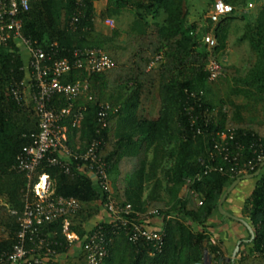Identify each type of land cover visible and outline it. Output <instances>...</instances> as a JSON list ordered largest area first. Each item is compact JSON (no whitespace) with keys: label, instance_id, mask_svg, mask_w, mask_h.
Returning <instances> with one entry per match:
<instances>
[{"label":"trees","instance_id":"trees-1","mask_svg":"<svg viewBox=\"0 0 264 264\" xmlns=\"http://www.w3.org/2000/svg\"><path fill=\"white\" fill-rule=\"evenodd\" d=\"M103 1L100 22L112 19L120 24L129 14L126 30L119 25L109 34L97 30L96 3ZM216 1L208 0L196 21L190 20L192 0H29V11L20 16L24 35L45 50L54 43L67 53L96 47L115 63L102 73L74 70L62 79L89 84L74 102L75 110L83 109L80 126H72L71 116L63 125L68 145L77 153H84L93 140H102L99 156L107 164L111 192L101 193L89 175L78 173L82 163L73 157L74 175L50 167L45 159L31 184L45 171L56 195L80 202L71 230L83 239L91 224L101 228L109 250L103 264H195L204 259L207 264H264V168L243 207L254 239L241 245L234 261L225 257L223 242L213 240L208 224L221 215L218 205L227 188L260 169L258 165L231 177V164L214 149L218 134L237 130L234 142L244 147L241 163L252 157L251 145H264V124L256 118V110L264 107V1L253 13L244 11L252 0H222L234 11L214 23L209 14ZM75 17L78 21L72 23ZM236 21L243 23L238 43L248 45L249 60L242 67L222 65V75L209 82L207 65L226 54L232 29H239ZM209 34L216 40L214 48L204 42ZM67 53L60 52L59 58ZM158 55L162 60L149 70ZM25 58L16 45L0 49V255L11 252L16 243L18 218L26 204L28 179L16 169L17 161L39 131V115L28 94L22 104L10 94L12 82L27 78ZM67 104L55 96L48 106L58 111ZM102 105L110 107L105 128L98 118ZM206 167H221L225 173L212 172L186 184ZM108 198L117 208L130 204V220L157 210L159 229L165 233L161 248L130 241L119 221L96 223L100 205ZM62 228L59 219L45 232L65 254L69 243ZM63 263L88 264L81 250L65 256Z\"/></svg>","mask_w":264,"mask_h":264},{"label":"built area","instance_id":"built-area-1","mask_svg":"<svg viewBox=\"0 0 264 264\" xmlns=\"http://www.w3.org/2000/svg\"><path fill=\"white\" fill-rule=\"evenodd\" d=\"M252 8L253 4L249 3L244 11L249 12ZM27 11L29 0H0V49L16 45L26 57L27 78L20 84L12 82L10 94L19 104L23 103L28 94V101L39 115V131L32 135V143L23 149L16 165V169L25 173L28 179L25 208L18 218L20 230L16 234L17 240L11 252L0 255V264H62L64 257L71 255L77 248L86 254L88 264H103L109 256V250L101 228L95 230V227L90 225L83 239L71 230L72 219L81 211L80 202L74 197L56 195L50 175L45 171L38 175L33 186L31 184L36 169L45 159L50 167H59L66 174L74 175L70 163L73 157L82 163L76 167L78 173L89 175L101 193L111 192L108 167L99 156L102 140H93L84 153H77L69 147L67 129L63 125L64 120L71 116L72 126L76 128L80 126L83 109L75 110L74 102L89 90V84L87 81L79 80L74 83H63L62 79L74 70H84L90 74L102 73L111 70L115 63L103 49L96 47L78 48L67 53L54 43L49 50H45L37 41L23 33V21L20 16ZM233 11L231 5L217 0L209 18L217 23ZM77 21L78 18L75 17L72 23ZM105 22L108 26H114L112 19ZM204 42L209 48L216 46V40L211 34L205 36ZM60 52L67 55L59 58ZM161 60L162 56H156L148 69L153 68ZM222 69V64L217 59H211L206 68L208 81H216L222 75ZM55 96L63 97L68 103L58 111L48 106ZM109 109V105H102L98 112L99 122L103 128L107 126ZM236 131L229 129L227 132L219 133V142L214 146L217 155L231 164L229 171L231 177L254 171L258 165L261 167L264 163L262 143L251 145L252 157L241 163L244 147L234 142ZM197 133H201V130L199 129ZM212 172L225 173L221 167H206L203 174L199 173L195 178L187 179L186 184L201 181ZM199 205H202V202H199ZM100 206L111 215L108 223L119 221L126 227L130 241L144 240L151 243L155 249H160L163 245L165 233L151 226L155 218H160L157 210L145 215L137 214L138 220H130L129 216L132 214L130 204L117 208L108 198L107 202ZM59 219L63 220L62 235L69 243L68 252L65 254L57 251L55 247L58 243L52 241L45 232L48 226ZM195 264H207L206 259Z\"/></svg>","mask_w":264,"mask_h":264},{"label":"crops","instance_id":"crops-1","mask_svg":"<svg viewBox=\"0 0 264 264\" xmlns=\"http://www.w3.org/2000/svg\"><path fill=\"white\" fill-rule=\"evenodd\" d=\"M249 56H250V52L245 58L246 61L249 60ZM235 67H238V66H235ZM256 113H257L256 114L257 120L261 124H264V107L262 106L258 108V111L256 110ZM256 184H257L256 179L241 181L236 186V188L229 194L226 201L224 202V205H223L224 210L227 213L248 222V220L245 219L243 216V207L245 205L246 199L251 195ZM94 185L96 188H98L95 183ZM221 215L216 214L209 221L208 224L210 226V231L212 233L213 240L223 242V250L225 251V254L233 255L239 243L241 247L242 244H248L250 242V240H248L250 232L242 223L235 221L231 218H228L224 215L222 216ZM110 218H111V215L103 208H100V212L96 216L95 219L97 220L96 223H100V222H107L110 220ZM238 223L241 225H239ZM151 226L153 228H161L162 219L155 218L152 221ZM78 250H74V252L71 253V255L76 253V251Z\"/></svg>","mask_w":264,"mask_h":264},{"label":"rangeland","instance_id":"rangeland-1","mask_svg":"<svg viewBox=\"0 0 264 264\" xmlns=\"http://www.w3.org/2000/svg\"><path fill=\"white\" fill-rule=\"evenodd\" d=\"M263 1L264 0H252L251 3L253 4V8L250 11H252L254 13L256 11L257 7L259 5H261L263 3ZM207 2H208V0H192L191 16H190L191 21H196L198 19V14H199L200 10L203 7H206ZM104 4H105L104 1L96 3V14H97L96 27H97V30L109 34L111 32V30L114 29L115 27H117L118 25L120 28L126 30L128 28L129 23H130V20H131V17L129 16V14H125L122 17V21L120 22V24H118L117 22L114 21V24H113L114 26H108L106 24V22H100L99 14H100L101 10L103 9ZM235 23L239 26V29L238 30H236V28L232 29V31L229 35V38H228V42H227L228 46H227L226 54L222 55L219 58V61H221L222 65H232V66L242 67L245 64L244 63L245 58L249 54V47L247 44H239L238 43V37L242 33L243 23L240 21H236ZM95 221H97V220L95 219ZM239 225H241V224H239ZM76 250H78V248ZM224 255L226 258L232 259V257H233V255H230V254H227V255L224 254Z\"/></svg>","mask_w":264,"mask_h":264},{"label":"water","instance_id":"water-1","mask_svg":"<svg viewBox=\"0 0 264 264\" xmlns=\"http://www.w3.org/2000/svg\"><path fill=\"white\" fill-rule=\"evenodd\" d=\"M263 168H264V163L261 165L260 169H259L256 173H254V174H250V175H245V176L242 177V178H238L233 184L230 185V187H229V188L227 189V191L224 193V195H223V197L221 198V200H220V202H219V205H218V211H219L222 215H224V216H226V217H228V218H231V219H233V220H235V221H238V222L242 223V224H243V225L249 230V232H250V234H251V240H250V242H252L253 239H254V231H253L251 225H250L247 221H245V220H243V219H240V218H237L236 216H233V215L227 213V212L224 210L223 205H224V202L226 201L227 197L229 196V194H230V193L236 188V186H237L241 181H243V180H251V179L258 178V177L261 175ZM239 251H240V243L238 244V246H237V248H236V250H235V252H234V254H233L232 261H234V260L236 259V256H237V254H238Z\"/></svg>","mask_w":264,"mask_h":264}]
</instances>
